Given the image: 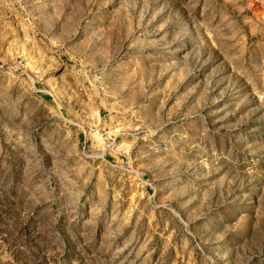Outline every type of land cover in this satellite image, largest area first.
<instances>
[{"label": "rangeland", "instance_id": "374dc122", "mask_svg": "<svg viewBox=\"0 0 264 264\" xmlns=\"http://www.w3.org/2000/svg\"><path fill=\"white\" fill-rule=\"evenodd\" d=\"M0 264H264V0H0Z\"/></svg>", "mask_w": 264, "mask_h": 264}]
</instances>
